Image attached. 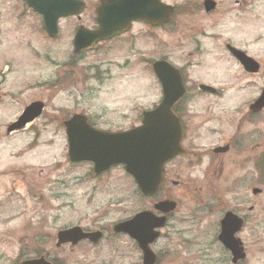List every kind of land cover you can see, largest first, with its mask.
<instances>
[{"label":"flooded vegetation","instance_id":"obj_1","mask_svg":"<svg viewBox=\"0 0 264 264\" xmlns=\"http://www.w3.org/2000/svg\"><path fill=\"white\" fill-rule=\"evenodd\" d=\"M102 12L109 16L108 29L117 32L91 42L89 35L101 28ZM17 44L28 56L20 57L21 63L31 65L28 74H15L17 58L1 51ZM263 48L264 0H0V208L18 200L22 206L15 218L28 213L42 229L47 217L45 206L38 205L44 202V193L64 196L70 185L82 183L83 167L93 179L120 168L141 200L139 211L107 229H84L78 223L57 229L53 249L72 254L81 244L96 247L110 235L133 246V264H173V256L177 264H184L183 254L173 253V236L181 240L176 245L193 244L175 232L176 226L200 222L202 215L210 216L217 208L208 246H217L220 264L247 263L261 243L255 212L256 199L264 195V184L257 187L264 178V105L258 103L264 91ZM102 51L107 64L100 59ZM113 64L137 76L148 70L158 94L150 108H140L132 123L137 125L106 131L80 108L99 95L95 85L110 76ZM155 64L161 78L171 77V92H181L170 106L180 135L178 153L162 165L161 182L147 197L122 166L96 173L93 162L78 155L93 132H128L161 104L163 87ZM130 81L136 79L129 78L126 84ZM224 97L235 98V123L213 124L211 101ZM200 111L202 122L185 120ZM73 141L77 156L70 154ZM183 175L188 180H181ZM185 197L191 205L184 206ZM19 198L31 200L35 207ZM162 203L170 207H159ZM137 214L145 215L138 226H128L124 233L114 231ZM27 228L32 232L30 225ZM70 230L99 236L95 241L74 238L59 243L58 234ZM43 237L47 234L23 236L36 242ZM33 251L35 257L55 264L41 246Z\"/></svg>","mask_w":264,"mask_h":264},{"label":"rangeland","instance_id":"obj_2","mask_svg":"<svg viewBox=\"0 0 264 264\" xmlns=\"http://www.w3.org/2000/svg\"><path fill=\"white\" fill-rule=\"evenodd\" d=\"M88 14L89 12H87ZM258 50L261 51L260 48ZM1 51L11 53L17 58L15 74H28L32 70L31 65L20 62L21 56L24 60H28V56L20 44L12 49H1ZM262 54H264V48L260 55ZM100 59L107 64L108 56L105 51H102ZM111 69L110 76L106 75V80L97 82L95 85L99 87V95L91 97L87 104L80 109L89 113L92 121L100 129L119 131L137 125L132 124L133 119L140 112V108H150L157 101L158 89L148 70L145 71L144 75L137 76L116 68L114 64ZM129 78H134L136 81H130L129 84H126ZM18 82L17 88H20V81ZM120 84H123L124 87L119 88L118 85ZM144 87L145 93L142 95L141 92ZM140 90L141 92L138 93ZM22 99H27V96ZM101 99H107L109 102L117 104L118 107L113 109L109 108L107 104H97L96 101ZM229 100L224 97L220 101L219 99L211 101L214 109L213 116L216 118L213 124H228L232 121L235 98ZM190 117H193V122L198 124L203 121L204 113L202 111L192 113L186 116L185 120L190 122ZM232 122L230 124L235 123ZM81 176L82 183L79 186L70 185L67 190L63 191L64 196H60L61 192L44 193L46 198L44 202H40L41 204L38 205V207L42 204L45 206L44 216L47 217L42 229H39L36 218L28 213L15 218V213L20 211L19 208L22 206V204L19 205L18 200L0 208V264H20L24 260L36 258L35 254L31 253L34 252L33 249L36 250L39 246L45 251V254H49L50 259L55 264H133L136 261L133 246L122 237L110 235H106L105 239L96 247L81 244L80 249L72 254L65 250L58 252L53 249L54 241L52 239L57 229L75 223L89 230L94 228L107 229L112 224L131 217L140 209L141 200L135 191V187L120 168L112 170L102 178L93 179L83 167L81 168ZM198 178L200 177L198 176ZM180 179L188 180V176L183 175ZM261 184H264V178L257 187L260 188ZM56 197L59 198L56 199ZM19 199L27 207H35L31 200ZM182 201L184 206L191 205L189 197L182 198ZM217 202L218 200L215 203ZM256 206L257 238L261 243H258V252L251 251L250 254L252 255L245 264H262L261 261L264 260V195L256 199ZM217 211L215 208L210 216L208 214L202 215L203 219L200 222L194 221L190 224L184 223L176 226L175 232L183 233V238L188 241L191 240L193 244L188 248L176 245L181 240L173 236V249H176L173 253H182L181 258H184V264H220L217 262L219 256L217 246H208L212 243V234L215 232L214 223L218 217ZM28 225L31 226L32 232L27 228ZM36 232H40L44 236L47 234V238L43 237L38 242L23 238L25 235L29 234L30 236L31 233ZM246 234L249 235V231H246ZM248 235L244 237L247 243L249 241ZM249 249L251 250V248ZM177 262L178 258L173 256V264H177Z\"/></svg>","mask_w":264,"mask_h":264},{"label":"water","instance_id":"obj_3","mask_svg":"<svg viewBox=\"0 0 264 264\" xmlns=\"http://www.w3.org/2000/svg\"><path fill=\"white\" fill-rule=\"evenodd\" d=\"M69 8V7H68ZM120 16H115V19ZM121 18V17H120ZM109 16L105 12L99 14V25L101 28L97 33L89 35V41L106 39L117 30L111 31L108 25L111 24ZM116 25H121L116 21ZM165 65V64H164ZM154 65V71L159 76L163 87V101L151 112L143 115L142 124L139 128L125 133L109 134L103 132H93L92 139L88 143L82 144L81 154L75 151V142H70L71 156L78 155V159L93 162L96 173L104 171L112 165H122L125 172L129 174L139 191L149 197L155 194L161 181V167L177 153L179 142V122L171 114L170 106L179 98L181 92H171L169 82L171 77L161 78ZM167 66V65H165ZM173 80H177L178 75L173 71ZM264 103V92L259 99ZM178 130V131H177ZM177 131V132H176ZM167 203H162L159 207H166ZM167 207H170L167 205ZM145 217L143 214L136 215L130 222L121 223L114 227L116 233L126 232V227L134 228L139 225ZM135 235L139 234L134 232ZM96 234H79L77 230H70L58 234V241L68 242L69 239H85L90 241L98 239ZM22 264H49L43 258L25 261Z\"/></svg>","mask_w":264,"mask_h":264},{"label":"clouds","instance_id":"obj_4","mask_svg":"<svg viewBox=\"0 0 264 264\" xmlns=\"http://www.w3.org/2000/svg\"><path fill=\"white\" fill-rule=\"evenodd\" d=\"M118 87H119V88H123L124 85H123V84H120V85H118ZM96 103H97V104H107L109 108H113V109L118 107L117 104H115V103H111V102H109L107 99L97 100ZM113 118L115 119V117H113Z\"/></svg>","mask_w":264,"mask_h":264}]
</instances>
